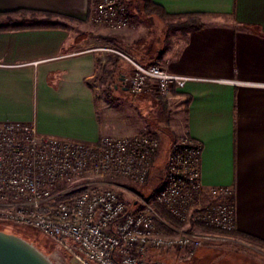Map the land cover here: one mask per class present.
<instances>
[{"label":"crops","instance_id":"0c3cea01","mask_svg":"<svg viewBox=\"0 0 264 264\" xmlns=\"http://www.w3.org/2000/svg\"><path fill=\"white\" fill-rule=\"evenodd\" d=\"M153 1L170 16L113 30L90 23L92 0H0V12L54 13L0 30V121H34L42 134L90 143L188 134L203 145V183L232 185L236 229L264 240V0ZM191 13L201 27L170 26ZM100 46L199 79L168 98L131 97L117 91L129 89L131 63Z\"/></svg>","mask_w":264,"mask_h":264},{"label":"built area","instance_id":"2783aa9c","mask_svg":"<svg viewBox=\"0 0 264 264\" xmlns=\"http://www.w3.org/2000/svg\"><path fill=\"white\" fill-rule=\"evenodd\" d=\"M89 21L113 30L133 25L129 0H92ZM125 57V78L136 95L170 97L198 77L176 73L159 62L144 64L128 52L100 46ZM159 138L151 132L83 142L42 134L33 121H0V220L30 225L51 236L77 264H168L157 256L171 251L193 256L209 231L171 227L156 205L186 225L236 229L235 188L205 185L199 140L186 134L171 147L162 185L147 198L128 200L113 179L148 181Z\"/></svg>","mask_w":264,"mask_h":264},{"label":"rangeland","instance_id":"374dc122","mask_svg":"<svg viewBox=\"0 0 264 264\" xmlns=\"http://www.w3.org/2000/svg\"><path fill=\"white\" fill-rule=\"evenodd\" d=\"M131 3V12L135 20L149 24L153 23V17L146 14L143 10L144 0H129ZM43 15L42 13L22 12L15 14L14 19L22 21H51L52 17ZM169 17V16H168ZM48 18V20H46ZM200 19L196 16L174 17V24H180L190 21L191 19ZM2 19H5L4 17ZM151 24V23H150ZM112 47V46H110ZM127 52L126 49H123ZM121 50V51H123ZM124 59H126L124 57ZM118 92L125 93L131 97L136 96L130 89H124L120 86ZM156 113V108H154ZM160 140V149L157 153L154 167L147 182L137 183L124 177H116L113 181L116 182L117 188L123 192L125 198L128 200L137 199L138 193L148 195L156 191L163 183L167 162L170 156L171 147L175 139L166 137L161 132L157 133ZM178 140V139H177ZM175 140V141H177ZM180 228H187L189 230L209 231L215 234V239L207 241L205 244L214 249V252L208 255H199L197 258L186 255L184 252L171 251L169 253H158L157 256L167 260L168 264H264V244L259 242L245 239L243 237L234 236L215 227H203L201 225L182 224ZM0 230L8 233H13L28 239L34 243L39 249L47 254L50 259L56 264H77L72 255L62 247H58L57 242L49 235L41 230L34 228L30 225L15 223L11 221L0 220ZM172 230V229H171ZM173 233V230L170 232ZM198 252V251H197ZM196 252V253H197ZM201 256L206 257L205 262L201 261ZM204 259V258H203Z\"/></svg>","mask_w":264,"mask_h":264},{"label":"trees","instance_id":"16d2710c","mask_svg":"<svg viewBox=\"0 0 264 264\" xmlns=\"http://www.w3.org/2000/svg\"><path fill=\"white\" fill-rule=\"evenodd\" d=\"M129 6H130V10H131V3L129 2ZM143 10L146 14L148 15H159L163 18L170 16L169 13L166 12V10L159 4L155 3L153 0H144V5H143ZM25 12L24 10H18V11H9V12H0V30H5V29H13V28H24V27H30L32 26L31 24H33L32 22L30 23H25V21L22 20H17L14 19L13 16L15 14H19ZM33 12H37V11H33ZM54 15V13H48V15ZM132 14V12H131ZM190 16H194L192 13ZM5 19H2V18ZM133 17V15H132ZM204 23L202 21H200L199 19H191L190 21L187 22H183L180 24H171V27L174 28H181V29H188V28H199L203 25ZM158 153V152H157ZM156 153V156H157ZM155 192V191H154ZM154 192L150 195H148V198H150ZM143 196H145V194L139 193ZM147 196V195H146ZM156 209L158 211V213L160 214V216L166 221H161L156 219V224L159 228L160 231L164 232V233H170L172 230L171 227H179L183 224L182 221H180L176 216H174L173 214H171L164 206L161 205H156ZM203 227H211V226H206V225H201ZM218 229V228H216ZM228 232L230 234L239 236V237H244L247 238L249 240H253L259 243L264 244V240L251 235L249 233H245L242 231H239L237 229L232 230V231H225ZM201 250V252H199ZM198 250V252L196 254H194L192 257L193 258H197V256L199 255H208L211 254V252H214V249L212 247H210L209 245H203L201 248ZM212 255V254H211ZM201 256L200 260L203 262H205L207 259H205L206 257ZM200 257V256H199ZM204 258V259H203Z\"/></svg>","mask_w":264,"mask_h":264},{"label":"water","instance_id":"95a60500","mask_svg":"<svg viewBox=\"0 0 264 264\" xmlns=\"http://www.w3.org/2000/svg\"><path fill=\"white\" fill-rule=\"evenodd\" d=\"M0 264L56 263L28 239L0 230Z\"/></svg>","mask_w":264,"mask_h":264}]
</instances>
